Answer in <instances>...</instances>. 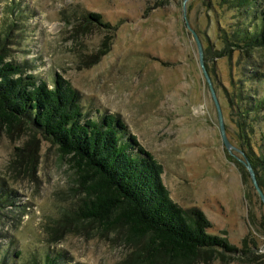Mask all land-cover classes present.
Segmentation results:
<instances>
[{"label": "rangeland", "instance_id": "1", "mask_svg": "<svg viewBox=\"0 0 264 264\" xmlns=\"http://www.w3.org/2000/svg\"><path fill=\"white\" fill-rule=\"evenodd\" d=\"M219 2L0 0V48L49 84L55 72L69 80L85 116L122 118L160 164L170 199L196 207L206 234L232 246L191 264H264V203L240 167L247 146L228 101L240 79L264 96V48L224 47L220 27L230 31L246 11ZM253 124L248 143L264 146V121ZM75 179L55 144L24 125L7 133L0 124V264H138L142 244L124 228L79 217L84 193Z\"/></svg>", "mask_w": 264, "mask_h": 264}, {"label": "trees", "instance_id": "2", "mask_svg": "<svg viewBox=\"0 0 264 264\" xmlns=\"http://www.w3.org/2000/svg\"><path fill=\"white\" fill-rule=\"evenodd\" d=\"M219 1L240 16L249 11V18L245 13L230 31L220 27L224 47L246 52L264 48V0ZM90 17L99 21L101 14ZM28 69L5 60L0 48V124L7 133L24 125L56 145L84 193L79 217L102 230L124 228L128 240L142 244L138 264H191L216 248L232 250L224 239L206 234L209 223L196 207L182 208L170 199L159 177L160 164L127 132L122 118L111 113L99 121L85 116L69 80L55 72L49 84ZM238 84L228 101L237 110L239 137L247 146L242 143L240 149L264 194V146L248 143L254 121H264V96L248 93L241 79ZM240 167L247 176L245 166ZM45 264L55 263L47 258Z\"/></svg>", "mask_w": 264, "mask_h": 264}, {"label": "water", "instance_id": "3", "mask_svg": "<svg viewBox=\"0 0 264 264\" xmlns=\"http://www.w3.org/2000/svg\"><path fill=\"white\" fill-rule=\"evenodd\" d=\"M197 45H198V49H199L200 62H202V59H201L202 58V51H201V46H200L199 41H197ZM204 73H205V77H206L207 81L209 82V86H210V89H211V94L213 96V100H214L216 108H217L218 123H219V129H220V133H221V138H222L223 144L226 147V149L230 150L234 146L230 143V141L228 140V138L226 136L224 122H223V116H222V113H221V110H220V107H219L218 100H217V98L215 96V93L213 91L212 85H211V83L209 81L208 75L205 72V70H204ZM242 162H243L244 166L246 167V169H247V171H248V173H249V175L251 177V180H252L254 186L257 188V190H258V192H259V194L261 196V199H262V201L264 203V194H263V192L261 191L260 187L257 184L255 172H254L251 164L249 163V161L247 160L246 157H245L244 161H242Z\"/></svg>", "mask_w": 264, "mask_h": 264}]
</instances>
